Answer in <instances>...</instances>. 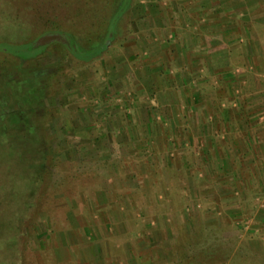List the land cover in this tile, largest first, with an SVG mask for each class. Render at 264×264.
I'll list each match as a JSON object with an SVG mask.
<instances>
[{"label": "rangeland", "instance_id": "374dc122", "mask_svg": "<svg viewBox=\"0 0 264 264\" xmlns=\"http://www.w3.org/2000/svg\"><path fill=\"white\" fill-rule=\"evenodd\" d=\"M236 1L130 0L86 59L125 0H0V264H264V13Z\"/></svg>", "mask_w": 264, "mask_h": 264}, {"label": "trees", "instance_id": "16d2710c", "mask_svg": "<svg viewBox=\"0 0 264 264\" xmlns=\"http://www.w3.org/2000/svg\"><path fill=\"white\" fill-rule=\"evenodd\" d=\"M129 4H130V0H125V3L123 5V8L119 11V15L117 14L116 17H114V19L112 20V23H111V26H110V29H109V33H108V36H107V40L105 41V43L100 46L99 48H97L96 50H94L93 52H91L90 54H88L89 57H86V59H90V58H93V57H96L97 55L101 54L107 47L108 43L113 39L114 37V31H115V27H116V24L119 20V18L122 16V14L127 10V8L129 7ZM44 37H47L46 34H43L41 38H44ZM69 37V36H68ZM67 36H65L66 40H69ZM58 41V40H56ZM51 42H54L51 41ZM50 43V42H48ZM47 43V44H48ZM51 44H54V43H50ZM62 44V43H61ZM49 45V44H48ZM78 50L75 49V52L78 54L77 52Z\"/></svg>", "mask_w": 264, "mask_h": 264}, {"label": "crops", "instance_id": "0c3cea01", "mask_svg": "<svg viewBox=\"0 0 264 264\" xmlns=\"http://www.w3.org/2000/svg\"><path fill=\"white\" fill-rule=\"evenodd\" d=\"M235 3L238 4L239 8H241V9L243 8L246 13H253V12H256V11L264 13V3L261 0H254L253 3L252 2L250 3V1H249L248 5H246L247 4L246 0L245 1L238 0ZM246 6H247V9L245 8ZM255 7H257V8H255ZM5 107L6 106H4L3 104H0V108H2V110L0 109V111H2L3 114H4ZM206 108H208V106ZM6 116L7 115H5L4 118H6ZM129 264H134V263L130 262ZM145 264H158V263L154 262L153 260H150L148 258V259L145 260Z\"/></svg>", "mask_w": 264, "mask_h": 264}]
</instances>
